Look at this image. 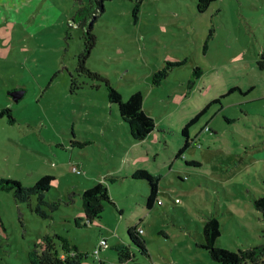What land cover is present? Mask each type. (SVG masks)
Masks as SVG:
<instances>
[{
  "label": "rangeland",
  "instance_id": "374dc122",
  "mask_svg": "<svg viewBox=\"0 0 264 264\" xmlns=\"http://www.w3.org/2000/svg\"><path fill=\"white\" fill-rule=\"evenodd\" d=\"M134 2H103L86 66L124 101L141 92L155 123L142 141L131 138L105 84L76 72L85 29L73 19L88 0H0V109L9 107L15 119H0V178L29 187L52 176L44 199L58 202L44 206L42 218L35 197L29 206L0 190V264H30L29 252L55 235L86 255L80 264H218L198 246L211 215L220 248L264 245L254 206L264 193V70L257 64L264 0H216L201 14L197 0H143L133 15ZM167 61L180 65L152 86ZM12 91L23 92L18 102ZM199 114L179 153L182 128ZM133 169L159 176L149 209V187L130 178ZM99 182L107 186L104 210L77 227L81 194ZM133 226L143 231L147 255L127 237ZM118 243L130 261L120 262Z\"/></svg>",
  "mask_w": 264,
  "mask_h": 264
},
{
  "label": "trees",
  "instance_id": "16d2710c",
  "mask_svg": "<svg viewBox=\"0 0 264 264\" xmlns=\"http://www.w3.org/2000/svg\"><path fill=\"white\" fill-rule=\"evenodd\" d=\"M104 1L105 0H88L85 6L78 9L76 17L73 19V23H78V26L85 29L84 49L77 56L76 72L79 75H85L90 79L98 80L105 84L108 101L110 104L118 106L120 118L129 126L131 138L135 141H142L154 130L155 123L153 118L142 108L143 96L141 92L133 93L124 101L121 95L111 86L107 78H104V76L99 73L90 71L86 66V62L96 43L95 35L92 32L93 24L98 15L104 10ZM142 1L143 0H135L133 15L139 12ZM215 1L216 0H197V12L200 14L204 13L209 5ZM257 64L260 70H264V53H262L261 59ZM178 65H180V62H165L162 68L152 74L151 85H160L169 74L171 68ZM75 84V81L72 80V90H74L73 86ZM236 90L239 89L236 87L232 88L229 90V93ZM199 117L200 114L182 128L181 134L185 138V143L179 153H182L183 150L188 147V128L195 123ZM2 118H6L10 124L15 123L14 116L9 107L0 109V119ZM130 178L132 180L143 181L148 185L149 193L146 198V205L148 209L151 208L157 200L159 176H154L144 169H137L133 171ZM106 179L104 180L105 182L107 181ZM53 181L54 179L52 176H42L33 186L26 187L19 181L0 178V190L11 192L15 202L28 204L29 206L32 198L35 197L36 206L33 208L34 212L42 218H47L48 215L43 207L48 206L51 209H55L58 206V202L49 203L44 199V195L52 187ZM107 198V186L102 182L84 191L81 194L84 218H75L76 226H87L100 218L104 210L103 202L107 200ZM254 206L256 210L261 213L262 220L264 221V193L254 200ZM219 226L220 224L216 217L212 215L208 216L203 226V239L198 245L208 252L210 258L214 262L218 264H262L264 262V245L239 249L237 252L224 250L217 246L216 241L220 235ZM138 229V226L130 227L127 231V237L142 254L147 255L146 241L143 238V234L140 233ZM0 233L2 236H6V229L1 217ZM103 241L105 242V240ZM112 249L116 251L121 263L128 262L132 259L129 249L125 244L118 243L114 245ZM83 258H86L85 254H82L76 246L69 244L67 240L62 239L58 235L52 238L45 237L43 242L40 245H36L28 255L30 264H80ZM99 264H102V262L100 261Z\"/></svg>",
  "mask_w": 264,
  "mask_h": 264
},
{
  "label": "water",
  "instance_id": "95a60500",
  "mask_svg": "<svg viewBox=\"0 0 264 264\" xmlns=\"http://www.w3.org/2000/svg\"><path fill=\"white\" fill-rule=\"evenodd\" d=\"M9 95L13 102H18L22 98L23 92L22 91H12L9 93Z\"/></svg>",
  "mask_w": 264,
  "mask_h": 264
},
{
  "label": "built area",
  "instance_id": "2783aa9c",
  "mask_svg": "<svg viewBox=\"0 0 264 264\" xmlns=\"http://www.w3.org/2000/svg\"><path fill=\"white\" fill-rule=\"evenodd\" d=\"M138 231H139L140 233L143 234L142 229H138ZM104 245H105V242L102 240V241L100 242V245H99L98 249L95 250L94 254L97 255V254L99 253V251H100V247H101V246H104Z\"/></svg>",
  "mask_w": 264,
  "mask_h": 264
},
{
  "label": "crops",
  "instance_id": "0c3cea01",
  "mask_svg": "<svg viewBox=\"0 0 264 264\" xmlns=\"http://www.w3.org/2000/svg\"><path fill=\"white\" fill-rule=\"evenodd\" d=\"M146 112V111H145ZM147 113V112H146ZM135 170H137V169H133V171H135Z\"/></svg>",
  "mask_w": 264,
  "mask_h": 264
}]
</instances>
